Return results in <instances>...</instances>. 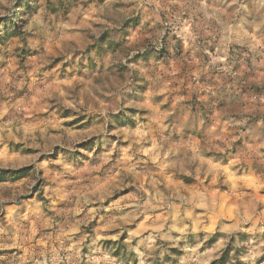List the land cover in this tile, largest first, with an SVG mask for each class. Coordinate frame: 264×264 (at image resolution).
<instances>
[{"label": "clouds", "instance_id": "9594fccd", "mask_svg": "<svg viewBox=\"0 0 264 264\" xmlns=\"http://www.w3.org/2000/svg\"><path fill=\"white\" fill-rule=\"evenodd\" d=\"M79 2L80 15L86 14L95 23H87V31L75 33L81 37L79 46L63 44L57 53L63 58L51 74L81 86L83 105L80 96H72L70 106L80 115L91 111L93 128L88 134H78L72 131L74 126H69L63 132L69 133L71 139L62 142L55 138L42 148L47 152L59 145L66 150L59 153L61 159L71 158L73 162L83 161L97 151H114L115 141L109 130L118 129L120 121H135L139 129L146 130L144 134L149 140L155 135L161 147L178 137L191 140L202 130L206 132L210 112L216 104L230 98V91L226 93L210 80L201 82L199 76H193L192 68L195 66L199 72L209 75L213 70L227 71L224 65L229 59L227 49L217 47L212 52L209 45L217 37H244L264 25V0ZM65 4L66 0H0V17L14 21L21 35L12 39L24 48L26 55L42 54L45 47L70 35L69 28L79 26L75 16L71 20L67 18ZM8 43L6 23L0 22V59L10 51ZM255 48L253 45L250 51L254 52ZM185 85L195 93L199 103L184 102L186 97L180 89ZM70 95L68 89H60L57 85L53 97L55 104H62L61 97ZM5 107L10 110L13 105L5 102ZM172 111L179 115L172 116ZM49 115L56 118L59 128L63 121L57 116V109L53 108ZM12 119L18 125L23 124L15 113ZM67 119L75 120L77 116ZM224 133H207L210 138L195 159L203 158L204 151L227 152L232 147L229 139L232 133L238 134L242 143L252 137L259 141L257 149L264 147V122L249 126L246 117L229 119L225 122ZM92 134L97 139L90 146H82ZM31 146L41 147L36 143ZM156 146L154 141L153 147ZM152 150L147 151L151 153ZM254 152L259 154L255 149ZM207 158L222 162L215 155ZM159 195L163 199H159ZM199 207H203L199 201L179 195L178 191L150 194L147 198L137 192L136 199L130 203L109 205L115 210V220L120 222L119 231L110 237L99 232L85 234L80 239L83 247H77L68 259L73 264H213L214 261L264 264V217L260 218L259 225L249 226L248 220L240 216L234 226H217L214 220L210 226L208 220L215 215L211 202L203 212L196 211ZM213 231L224 235L213 247H207L205 241L209 235L201 238L199 233ZM105 239L117 243H102ZM32 247L27 249V255L13 254L15 264H25L32 259ZM65 251L71 253L72 250L66 248ZM40 256L43 252L37 255L35 264H45ZM6 260L8 257L0 256V261Z\"/></svg>", "mask_w": 264, "mask_h": 264}, {"label": "rangeland", "instance_id": "374dc122", "mask_svg": "<svg viewBox=\"0 0 264 264\" xmlns=\"http://www.w3.org/2000/svg\"><path fill=\"white\" fill-rule=\"evenodd\" d=\"M64 7L67 18L75 16L79 26L69 28L70 35L45 47L42 54L26 55L24 48L12 39L21 35L14 21L0 17V22L6 23L10 50L0 59V256L8 257L0 264H15L13 254L27 255L30 245L33 258L25 264H35L41 252L43 256L39 259L45 264H73L68 257L77 247H83L82 236L99 232L110 237L120 230L115 210L109 205L130 203L137 192L147 198L150 194L178 191L179 195L191 196L203 205L197 212L205 211L211 202L215 215L208 220L210 226L213 220L217 226H234L240 216L248 220L249 226L259 225L264 217V147L256 148L259 141L249 137L242 143L238 134L232 133L229 137L232 147L227 152L204 151L203 158L195 157L210 138L207 133L225 134L227 120L246 117L249 126L264 122V25L244 37H217L209 45L212 52L217 47L227 49L229 59L224 61L227 71L213 70L209 75L195 66L192 68L193 76H199L201 82L210 80L226 93L230 91V98L216 104L210 112L206 132L202 130L191 140L178 137L161 147L157 137L153 135L149 140L144 134L146 130L139 129L135 121H120L118 129L109 130L115 141L114 151H97L83 161L73 162L71 158L61 159L59 153L66 150L59 145L42 151L52 139L59 138L62 142L71 139L69 133L63 132L69 126H74L72 131L78 134H88L93 128L91 111L80 115L70 106L72 96H80L83 105L81 86L51 74L63 58L57 54L63 44L79 46L81 37L75 33L85 32L87 23H95L86 14L80 15L79 0H66ZM253 45H256L254 52L250 51ZM57 85L72 93L62 96L64 102L60 105L53 98ZM180 90L186 97L185 103L200 102L186 85ZM5 102L13 108L6 109ZM53 108L63 121L59 128L56 118L49 115ZM13 113L23 120L22 125L15 123ZM177 115V111H172V116ZM69 116L77 119L69 120ZM96 139L95 134L88 135L83 141L86 145L82 146H90ZM33 143L41 147H32ZM148 149L153 150L149 153ZM210 155L220 157L222 162L208 159ZM199 235L201 238L209 235L205 244L213 247L224 233ZM101 242L117 243L111 239ZM17 244L22 246L16 247Z\"/></svg>", "mask_w": 264, "mask_h": 264}, {"label": "trees", "instance_id": "16d2710c", "mask_svg": "<svg viewBox=\"0 0 264 264\" xmlns=\"http://www.w3.org/2000/svg\"><path fill=\"white\" fill-rule=\"evenodd\" d=\"M22 171H23V170H22ZM19 172H21V170H19V171H15V172H12V173H13V174H16V173H19ZM1 173H4V172H1ZM221 260H224V258L221 257ZM213 264H219V262L214 261ZM225 264H226V262H225Z\"/></svg>", "mask_w": 264, "mask_h": 264}]
</instances>
